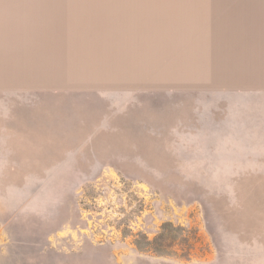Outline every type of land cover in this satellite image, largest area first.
I'll list each match as a JSON object with an SVG mask.
<instances>
[{"label":"rangeland","instance_id":"obj_1","mask_svg":"<svg viewBox=\"0 0 264 264\" xmlns=\"http://www.w3.org/2000/svg\"><path fill=\"white\" fill-rule=\"evenodd\" d=\"M47 1L49 64L57 55L48 79L65 83L24 92L102 101L107 92L167 91L169 77L216 76L201 71L197 51L189 52V67L179 62L184 53L169 52V0ZM72 19L80 29L73 42ZM263 45L257 32L254 51L250 41L238 54L247 56L253 83L204 85L223 94L236 121L238 131L225 133L221 147H197L194 136L182 148L105 147L130 141L106 133L97 111L78 147L0 146V264H264ZM5 86L0 93L14 89Z\"/></svg>","mask_w":264,"mask_h":264},{"label":"crops","instance_id":"obj_2","mask_svg":"<svg viewBox=\"0 0 264 264\" xmlns=\"http://www.w3.org/2000/svg\"><path fill=\"white\" fill-rule=\"evenodd\" d=\"M0 3L5 4L0 7V13L7 15L0 21V34L3 35L0 37V85L14 88L0 93V134L4 138L0 139V146L17 149L78 147L80 132L94 130L90 127L96 123L94 111L103 112L107 118L109 130L105 129L106 133H117L116 138L112 136L115 140L130 141L106 143L105 147L182 148L191 146L186 141L193 136L200 142L197 147H221L225 133L238 131L234 127L236 121L229 118L223 107V94L208 91L204 85L254 82L247 75V56L239 57L238 54L250 41L254 51L255 33H264V0H169V13L171 17L174 15L169 21V52L184 53L179 62L189 67V52L194 55L197 51L199 55L195 60L198 59L201 71L205 68L212 72L205 74L216 76L183 75L177 80L169 77L167 91L137 90L124 98H119L120 93L119 97H112V93L107 92L102 101L93 95L54 99L46 93L22 91L30 85L65 83L56 77L48 79L49 70L56 66L57 59L55 55L49 64L48 1L6 0ZM55 8L52 11L71 13L68 8ZM75 10L79 12L82 8L77 6ZM257 13L260 16L256 20ZM225 16L228 18L224 20ZM70 22L77 30L68 34L73 42L76 33L80 38L79 20L75 24L73 19ZM54 24L58 32L62 31V21ZM235 25L237 28H233ZM189 29L191 35L187 36ZM62 41L59 36V43ZM75 41L78 43V38ZM237 75L239 77L235 78ZM73 83L79 84L80 80ZM195 84L200 86H193ZM68 137L71 144L64 143ZM142 141L147 143H137ZM91 144L94 143H88L87 147Z\"/></svg>","mask_w":264,"mask_h":264},{"label":"trees","instance_id":"obj_3","mask_svg":"<svg viewBox=\"0 0 264 264\" xmlns=\"http://www.w3.org/2000/svg\"><path fill=\"white\" fill-rule=\"evenodd\" d=\"M170 227H171V225H165V226L163 227V229H164V231H168Z\"/></svg>","mask_w":264,"mask_h":264}]
</instances>
